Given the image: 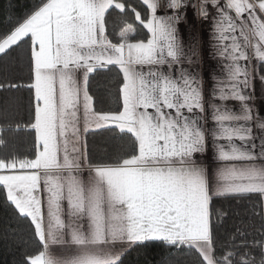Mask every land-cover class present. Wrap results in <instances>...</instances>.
<instances>
[{"label": "snow or ice", "instance_id": "snow-or-ice-1", "mask_svg": "<svg viewBox=\"0 0 264 264\" xmlns=\"http://www.w3.org/2000/svg\"><path fill=\"white\" fill-rule=\"evenodd\" d=\"M18 8L0 6L13 264H152L156 246L175 264H264V0Z\"/></svg>", "mask_w": 264, "mask_h": 264}, {"label": "trees", "instance_id": "trees-1", "mask_svg": "<svg viewBox=\"0 0 264 264\" xmlns=\"http://www.w3.org/2000/svg\"><path fill=\"white\" fill-rule=\"evenodd\" d=\"M8 3V0H0V6H4ZM12 3L20 5L18 11L22 10V6L25 3V0H12ZM5 19V15L0 11V21ZM93 87L103 96L105 99V106H108L111 97L108 95L107 81L103 78H97V81L93 82ZM26 96L27 93H24ZM97 141L100 140V137L96 138ZM217 206L221 207L222 210H227L229 212V218L226 220L225 227L231 228L234 223H239L240 217L235 216L233 213L236 211L240 212L241 216H244V210L241 206L237 204L236 201H218ZM247 220V218H246ZM259 227V218H252L250 221H247ZM11 224V227H16V222L9 215V212L6 211L5 206L3 205L2 198H0V264H13V260L19 257V253L15 252L14 248L9 247L10 241L4 239L3 233L4 229ZM15 253V254H14ZM137 257V252H133L130 259L134 261ZM147 258L152 262V264H162L163 261H167L168 264H175V258L169 260L167 251L160 246L154 248H149L147 250ZM144 256L141 254L139 264H143Z\"/></svg>", "mask_w": 264, "mask_h": 264}, {"label": "crops", "instance_id": "crops-1", "mask_svg": "<svg viewBox=\"0 0 264 264\" xmlns=\"http://www.w3.org/2000/svg\"><path fill=\"white\" fill-rule=\"evenodd\" d=\"M205 68L206 69H210L213 68L215 66V61L210 59L207 55L205 56ZM260 91V86L257 85V92Z\"/></svg>", "mask_w": 264, "mask_h": 264}]
</instances>
